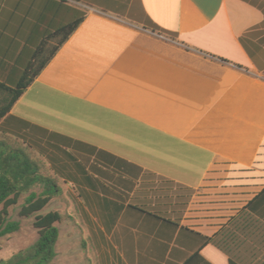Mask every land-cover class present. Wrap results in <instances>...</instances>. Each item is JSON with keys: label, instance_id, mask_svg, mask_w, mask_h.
<instances>
[{"label": "crops", "instance_id": "crops-1", "mask_svg": "<svg viewBox=\"0 0 264 264\" xmlns=\"http://www.w3.org/2000/svg\"><path fill=\"white\" fill-rule=\"evenodd\" d=\"M75 21L9 116L125 161L115 224L82 198L104 264H264V0H0L19 55Z\"/></svg>", "mask_w": 264, "mask_h": 264}, {"label": "trees", "instance_id": "trees-1", "mask_svg": "<svg viewBox=\"0 0 264 264\" xmlns=\"http://www.w3.org/2000/svg\"><path fill=\"white\" fill-rule=\"evenodd\" d=\"M245 1L258 4L261 0ZM80 23L81 21H75L71 26L57 31L51 37L58 39L56 46L37 68L31 64L15 87L0 82V237L19 230V222L9 220V210L18 205L20 199L25 195L27 197L20 216L26 218L35 216L34 227L39 234L37 242L30 248L21 251L9 260L0 259V264H52L57 256L56 245L59 239L57 224L62 221V216L58 212H50L45 215L39 213L49 205L53 198L62 194L59 180H63L65 184H74L81 191V198L88 196V189L92 192L91 196L100 198V201L105 199L107 205L104 209L114 216L112 222L105 221L107 230L110 225L115 224L119 213L124 208L123 204H115L110 199L115 198L125 202L124 198L115 194L111 188L103 184L100 178L107 183L114 182L115 174L111 167L122 169L123 164H126L125 161L103 151H97L95 147L60 134L50 133L9 116L13 106L75 32ZM51 38L46 39L39 47L36 57L44 53ZM34 151L48 160L53 175L45 172L44 164L34 156ZM93 156L103 157L109 167L104 170L96 166L95 163L90 164ZM140 174L141 170L139 169L136 172H131L135 178H139ZM95 175H98L99 178H96ZM117 181L119 182L118 179ZM37 187H41V192L35 191ZM130 187V189L134 187L133 182ZM101 194L107 198L101 197ZM128 208L133 209L131 206ZM114 209H116L115 213ZM254 214L264 215V189L231 223L238 219L245 221L246 216ZM247 223L251 224L250 221ZM222 234L223 231L215 237L203 238L204 244H214L225 252L231 258V264H234L232 255L224 246L225 241Z\"/></svg>", "mask_w": 264, "mask_h": 264}, {"label": "rangeland", "instance_id": "rangeland-1", "mask_svg": "<svg viewBox=\"0 0 264 264\" xmlns=\"http://www.w3.org/2000/svg\"><path fill=\"white\" fill-rule=\"evenodd\" d=\"M11 34H13L12 31L8 30L5 36L3 30L0 29V82L15 87L31 64L37 68L42 63L56 46L58 39L51 38L54 35L51 34L46 50L41 56L36 57L39 47L34 45L28 46L26 51L19 55L17 51L21 47L17 43L13 45L15 42L8 39ZM33 154L44 164L45 172L53 175L48 160L36 151ZM59 185L62 194L53 198L49 205L39 213L45 215L58 212L62 216V221L57 224L59 229V239L56 245L57 256L52 264H104V254L101 253V247H97L98 238H96L100 223L94 215H90L80 197L81 191L74 184H65L63 180H59ZM35 191L41 192V187H37ZM26 197L27 195L23 196L18 205L9 210V220L19 222L20 228L17 232L0 237L1 260H9L21 251L27 250L39 238L38 230L34 227L35 216L29 218L20 216ZM262 233L264 234V231Z\"/></svg>", "mask_w": 264, "mask_h": 264}]
</instances>
